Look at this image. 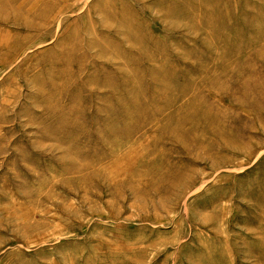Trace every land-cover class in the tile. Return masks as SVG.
Returning a JSON list of instances; mask_svg holds the SVG:
<instances>
[{"label": "rangeland", "instance_id": "374dc122", "mask_svg": "<svg viewBox=\"0 0 264 264\" xmlns=\"http://www.w3.org/2000/svg\"><path fill=\"white\" fill-rule=\"evenodd\" d=\"M0 264H264V0H0Z\"/></svg>", "mask_w": 264, "mask_h": 264}]
</instances>
